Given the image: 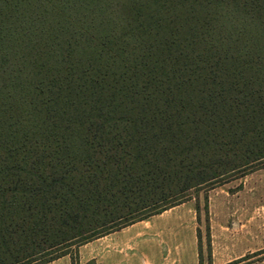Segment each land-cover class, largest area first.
Instances as JSON below:
<instances>
[{"label":"trees","instance_id":"trees-1","mask_svg":"<svg viewBox=\"0 0 264 264\" xmlns=\"http://www.w3.org/2000/svg\"><path fill=\"white\" fill-rule=\"evenodd\" d=\"M260 166L264 0H0V264Z\"/></svg>","mask_w":264,"mask_h":264},{"label":"rangeland","instance_id":"rangeland-1","mask_svg":"<svg viewBox=\"0 0 264 264\" xmlns=\"http://www.w3.org/2000/svg\"><path fill=\"white\" fill-rule=\"evenodd\" d=\"M242 174L211 187L193 189L189 200L133 223L141 233L152 231L138 238V244L150 236L163 256L169 255L170 263L200 264L197 233L200 229L202 264H264V166ZM197 204L200 214L196 211ZM105 236L73 245L70 254L47 264H96L106 250Z\"/></svg>","mask_w":264,"mask_h":264},{"label":"crops","instance_id":"crops-1","mask_svg":"<svg viewBox=\"0 0 264 264\" xmlns=\"http://www.w3.org/2000/svg\"><path fill=\"white\" fill-rule=\"evenodd\" d=\"M136 226L132 224L106 235L105 253L96 264H175L170 263L169 255L164 257L158 243L151 240L150 229L141 233ZM143 234H149V237L138 244V238L144 237Z\"/></svg>","mask_w":264,"mask_h":264}]
</instances>
